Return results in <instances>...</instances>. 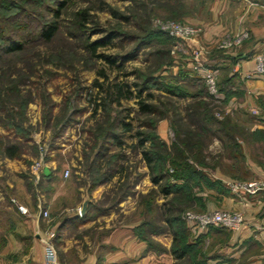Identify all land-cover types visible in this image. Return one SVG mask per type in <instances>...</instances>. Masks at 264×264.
Here are the masks:
<instances>
[{
	"label": "rangeland",
	"instance_id": "obj_1",
	"mask_svg": "<svg viewBox=\"0 0 264 264\" xmlns=\"http://www.w3.org/2000/svg\"><path fill=\"white\" fill-rule=\"evenodd\" d=\"M237 2L0 0V194L6 204L25 200L40 212L43 240L51 237L59 264H104L105 251L99 249L111 229L105 226L163 227L177 215L186 226L183 214L206 212L204 191L219 189L200 183L195 174L230 194L213 176L256 181L247 180L245 155L264 154V132H249L248 116L230 110L223 94L220 99L208 94L196 62L202 50L197 60L217 83L228 72L222 60L249 41L237 24ZM165 23L201 30L183 41L163 32ZM53 24L57 30L46 40L41 33ZM243 33L238 46L219 49ZM110 35V44L94 53L89 49ZM11 43L22 47L8 52ZM118 87L128 88L130 97L117 96ZM141 102L150 111H142ZM10 147H16L14 158L7 156ZM41 150L50 173L35 180L31 166ZM144 151L153 158L150 168ZM13 166H20L16 173ZM157 176L163 180L155 184ZM166 186L184 188L164 196ZM1 217L7 222L6 212ZM137 238L148 245L151 236ZM94 248L92 263L87 257Z\"/></svg>",
	"mask_w": 264,
	"mask_h": 264
},
{
	"label": "crops",
	"instance_id": "obj_2",
	"mask_svg": "<svg viewBox=\"0 0 264 264\" xmlns=\"http://www.w3.org/2000/svg\"><path fill=\"white\" fill-rule=\"evenodd\" d=\"M237 1L241 12L238 13V17L234 16L238 18V26L242 24L240 30L248 31L249 41L243 44L237 53L230 54L237 63L230 66L229 76H235V85L231 88L233 96L228 106L230 110L248 116L250 120L248 119L246 128L249 132H264V77L252 74L255 67L254 57L264 53V10L260 7L250 9L245 2L264 4L261 3L263 0ZM246 8L247 14H243ZM233 22H236V18ZM245 157L248 160L249 170L247 180L253 179L264 183V154L256 158L252 155ZM19 167L13 166L11 172L16 173L15 169ZM49 170L47 163L41 166L39 171L41 179L50 173ZM213 178L221 183L227 181L223 174L215 175ZM204 192L208 196L206 211L240 212L244 216L245 224L239 232L212 229L202 236H194L186 228L189 234L188 243L195 249L196 260L202 264H264V190L256 196L247 197L234 196L223 186L217 191L206 189ZM93 200L95 201L96 198ZM5 202L6 199L0 194V264H46L44 231L40 230L39 224L40 212H34L25 204V200L22 201L23 205H18L24 207L27 214L18 212L15 204ZM84 202L88 204L91 200L88 198ZM123 204L120 212L126 214L128 201ZM5 212L8 214L7 222L1 217ZM94 224V221L91 222V226ZM135 226L126 223L115 228L105 226L106 230L111 229L102 241V246L104 245L105 248L99 249L100 252L105 251V253L103 251L104 255H101L104 264H125L129 261H138L136 264H191V257H185L179 262L170 252L159 250L160 246L166 250L170 249L172 244L170 231L151 235L152 242L147 245L137 238L134 232ZM69 246L70 243L66 245L65 251ZM95 250V248L91 249L87 261L95 260Z\"/></svg>",
	"mask_w": 264,
	"mask_h": 264
},
{
	"label": "built area",
	"instance_id": "obj_3",
	"mask_svg": "<svg viewBox=\"0 0 264 264\" xmlns=\"http://www.w3.org/2000/svg\"><path fill=\"white\" fill-rule=\"evenodd\" d=\"M248 7L251 9L260 7L264 10V5H260L256 2H250ZM161 30L168 34L170 37L187 41L193 40L195 36L200 32L201 29H197L191 26H183L176 23H165L160 25ZM246 37V34H241L237 36L233 41H226L219 46V49H227L231 47L238 46L242 40ZM202 53V50L197 52L196 62L197 68L204 71V81L206 85V90L208 94L215 98L220 99V94L218 91L217 77L214 72L208 68H203L202 62L197 60L198 55ZM255 67L252 72L255 76L264 77V53L259 54L254 57ZM46 154V151L41 150L39 160L31 166V173L35 180H39L40 175L39 171L43 164V159ZM68 171L64 173V177L68 176ZM223 184L228 188V190L234 195H247L255 196L259 192L264 190V183L261 181H250V182H237V181H225ZM18 212L21 214H27V210L16 204ZM47 215L46 212L43 214ZM183 219L186 223V227L189 232L194 236L205 235L211 228L223 229L228 232H239L242 230L245 224V219L242 213L236 211H225V210H214L206 212H185L183 214ZM44 253H45V262L46 264H58L56 251L53 245V242L50 238L44 240Z\"/></svg>",
	"mask_w": 264,
	"mask_h": 264
},
{
	"label": "trees",
	"instance_id": "obj_4",
	"mask_svg": "<svg viewBox=\"0 0 264 264\" xmlns=\"http://www.w3.org/2000/svg\"><path fill=\"white\" fill-rule=\"evenodd\" d=\"M261 3L264 4V0L261 1ZM56 30H57V27L55 26V24L49 25L46 27V30L41 33V35L46 40H50L54 36ZM167 38L170 40H174L170 37H167ZM113 39H114V36L110 35V37H108L104 41H98L96 43L90 44L89 49L94 53L98 47H102V46H106L107 44H110ZM21 47L22 46L19 44L11 43L9 46V49L7 51L8 52L18 51L21 49ZM227 62H230V63H227ZM222 63L229 64V67H228L229 69L227 68L228 72L220 79V81L217 83V85H218L219 94H221V95L223 94L224 98L226 100L225 102L228 103L230 98L233 96V94L231 93V91H232L231 88H233L235 85V83H234L235 76H229V74L231 73L230 66H234L237 63V60L231 58L230 56L229 57L226 56L225 60L224 61L222 60ZM115 64H116V62H114V65ZM123 90H124V88H122V87L116 88L117 96H121L122 93H126L127 96L130 97L129 89L126 88L125 92H123ZM173 90H175V89H173ZM141 94H142V90H139L138 96L140 97ZM140 106H141L140 108L142 111H150L149 107L145 104H142V102H141ZM124 130H126V131L130 130L129 124L124 125ZM262 133H263L262 131L254 132L255 135L262 134ZM139 135H140V137L142 136V134H139ZM117 144H121V143H117ZM139 145L141 148L143 147V145H144L143 140H140ZM15 152H16V147L7 148V156L9 158H14ZM142 158L145 161V163L147 164V166L150 168L152 163H153L152 156L148 152L144 151L142 154ZM194 177H196L200 183H202V182L206 183V185L208 187H211V188L212 187H218L219 189H221V186H219L217 183H213V182H210L209 180H206L205 178H203L202 175L195 174ZM162 180H163V177H161V176H157V177L152 178V182L155 184H158V182H160ZM182 188H184V186L183 187L182 186L177 187V188H173L172 186H166L165 188L162 189V194L164 196H168L170 193H175L177 190H182ZM124 198H126V194L123 195V198L121 196L120 200H118V203H121ZM163 225L164 226L162 227V226L152 225L148 222H145V223L143 222L140 224V226H138L136 228L135 233H136V235H138L139 238H141V239L143 238L144 240H146V237H149L151 235H159V234H162L165 231L169 230L171 235H172L171 247L169 250H166L165 248L160 246L159 250L170 252L171 255L173 256V258L179 262H181V260H183V258H185V257L186 258L191 257L192 258L191 264H202V262H199L196 260L197 255H195V253H194L195 249L193 248L192 245H190L188 243L189 234H188V231L186 229L187 227L185 226L184 222L181 221L180 216L179 215L174 216V217L169 216V218H167L166 220L163 221ZM212 229H216V228H211L210 230H212ZM140 232L143 233L144 235L143 236L140 235L139 234ZM145 235H146V237H145ZM146 241H148V243L152 242L151 238L146 240Z\"/></svg>",
	"mask_w": 264,
	"mask_h": 264
},
{
	"label": "water",
	"instance_id": "obj_5",
	"mask_svg": "<svg viewBox=\"0 0 264 264\" xmlns=\"http://www.w3.org/2000/svg\"><path fill=\"white\" fill-rule=\"evenodd\" d=\"M86 206H87V203L85 202L82 206V209H81V214H84L85 210H86Z\"/></svg>",
	"mask_w": 264,
	"mask_h": 264
}]
</instances>
